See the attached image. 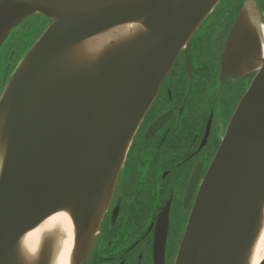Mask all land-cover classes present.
<instances>
[{"label":"water","instance_id":"obj_1","mask_svg":"<svg viewBox=\"0 0 264 264\" xmlns=\"http://www.w3.org/2000/svg\"><path fill=\"white\" fill-rule=\"evenodd\" d=\"M220 1L0 0V47L27 19L50 20L0 96V264H52V240L30 260L21 242L59 212L74 225L71 259L87 256L162 81ZM248 18L236 20L223 74L258 72L200 187L175 264H250L263 228L264 58ZM126 24L138 27L88 47ZM167 228L162 220L155 264H164Z\"/></svg>","mask_w":264,"mask_h":264},{"label":"flooded vegetation","instance_id":"obj_2","mask_svg":"<svg viewBox=\"0 0 264 264\" xmlns=\"http://www.w3.org/2000/svg\"><path fill=\"white\" fill-rule=\"evenodd\" d=\"M242 12L258 35L257 55L264 58V0H221L162 81L130 145L110 205L91 236L88 254L80 258L75 253L71 264H155L156 245H162L157 233L165 219L164 264H175L203 180L258 72L223 74L227 41ZM12 46L6 40L0 47V94L20 61Z\"/></svg>","mask_w":264,"mask_h":264},{"label":"bare ground","instance_id":"obj_3","mask_svg":"<svg viewBox=\"0 0 264 264\" xmlns=\"http://www.w3.org/2000/svg\"><path fill=\"white\" fill-rule=\"evenodd\" d=\"M137 25L126 24L117 27L107 34L97 36L91 40L88 47L100 49L107 42L114 38L126 37L133 34ZM226 53V52H225ZM244 54V52H242ZM225 56V55H224ZM224 61V58H223ZM48 236L53 241L52 264H71V256L74 247V225L70 216L66 212H59L39 225L35 230L24 236L21 247L24 256L30 260L38 252L42 239ZM264 259V223L262 231L254 246L250 264H261Z\"/></svg>","mask_w":264,"mask_h":264},{"label":"rangeland","instance_id":"obj_4","mask_svg":"<svg viewBox=\"0 0 264 264\" xmlns=\"http://www.w3.org/2000/svg\"><path fill=\"white\" fill-rule=\"evenodd\" d=\"M46 28L47 21L40 15H35L19 24L11 32V35L7 41L9 43L10 41H13L12 47H14L16 50V61L20 60L27 53L26 50L28 47L35 43V41L43 34ZM15 41H17L16 44Z\"/></svg>","mask_w":264,"mask_h":264},{"label":"trees","instance_id":"obj_5","mask_svg":"<svg viewBox=\"0 0 264 264\" xmlns=\"http://www.w3.org/2000/svg\"><path fill=\"white\" fill-rule=\"evenodd\" d=\"M46 20V19H45ZM47 21V23L49 22L48 20H46Z\"/></svg>","mask_w":264,"mask_h":264}]
</instances>
